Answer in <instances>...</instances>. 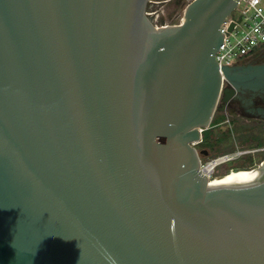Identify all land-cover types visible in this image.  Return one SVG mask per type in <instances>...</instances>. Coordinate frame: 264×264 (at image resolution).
<instances>
[{
	"label": "water",
	"instance_id": "obj_1",
	"mask_svg": "<svg viewBox=\"0 0 264 264\" xmlns=\"http://www.w3.org/2000/svg\"><path fill=\"white\" fill-rule=\"evenodd\" d=\"M170 1L0 0V264H264V161L211 185L194 146L264 93L216 60L242 0Z\"/></svg>",
	"mask_w": 264,
	"mask_h": 264
},
{
	"label": "built area",
	"instance_id": "obj_2",
	"mask_svg": "<svg viewBox=\"0 0 264 264\" xmlns=\"http://www.w3.org/2000/svg\"><path fill=\"white\" fill-rule=\"evenodd\" d=\"M242 1L247 2V7L241 11L242 18L238 20L234 16V12L226 19L221 27L222 33L224 34V42L216 54V60L220 68L237 65L264 48V0ZM239 8L240 5L237 10H240ZM148 13L157 27L171 25L166 22L158 23V19H156L157 22L154 21L152 14L150 12ZM182 22L183 19L173 25H180ZM232 24H235V27L233 30H230ZM224 85H226L225 79ZM203 132L204 129H201V133ZM198 143L199 142L194 143V146ZM244 154V151L237 150L234 153H227L214 158H209L205 162L202 161L200 172L207 176L209 182L212 183L224 177L218 174L220 166L237 160ZM211 166L212 170L209 171Z\"/></svg>",
	"mask_w": 264,
	"mask_h": 264
},
{
	"label": "rangeland",
	"instance_id": "obj_3",
	"mask_svg": "<svg viewBox=\"0 0 264 264\" xmlns=\"http://www.w3.org/2000/svg\"><path fill=\"white\" fill-rule=\"evenodd\" d=\"M192 1L193 0H171L170 2L163 3L155 9L148 10V12L152 14L154 21L158 19V23L166 22L167 24H176L184 15L186 8L190 3H192ZM246 7L247 2L242 1L239 8L240 10L235 11L234 16L238 20L242 18L241 11ZM223 120H225L224 116H218L213 121V125ZM223 128L224 127H220L217 129V132L212 130L213 132H209L207 134V143L210 145V154L208 157L214 158L241 148L240 150L251 151L256 161H253L252 156H245L239 160L237 159L220 166L218 174H220V176H225L235 173V170L238 168L251 170L256 168L255 166L257 165L260 166L261 161L264 159V155L261 154L262 152H260V150H255V148H259L264 145V128L250 127L249 125L234 123L231 126L229 125L224 128V130H226L225 132L228 134L227 138H223L221 136L222 134H220V132H223ZM208 157L203 156L202 160L205 162Z\"/></svg>",
	"mask_w": 264,
	"mask_h": 264
},
{
	"label": "flooded vegetation",
	"instance_id": "obj_4",
	"mask_svg": "<svg viewBox=\"0 0 264 264\" xmlns=\"http://www.w3.org/2000/svg\"><path fill=\"white\" fill-rule=\"evenodd\" d=\"M239 64L240 65H243V64L244 65H262L264 64V48L258 51L257 53L251 55L250 57L246 58L244 61H242ZM223 99L224 98L222 97V99L220 100L219 109H224V111H217L214 120L218 116H224L225 120L219 123H216L215 125H213L212 123L211 128L209 130H205L202 133V139L196 145V148L199 152H202V151L208 152L207 157L210 154V145L209 143H207L206 136L209 132H213L212 130L217 132L218 128L220 127L226 128L229 125L231 126L234 123L249 125L250 127L264 128V93H260L258 91L255 92L251 89L241 88L239 91H237L234 98L226 105V107L224 106L225 104L223 102ZM224 128L222 129L223 132H220V134H222L221 136L223 138H227L228 134L227 132H225L226 130H224ZM240 149L241 148H238L228 153H234ZM255 150H260V152H262L261 154L264 155V145L262 147L255 148ZM242 151H244L245 154L239 157L238 160L245 156L253 157V154L251 151H245V150H242ZM202 157L203 156H201V159ZM207 159H209V157ZM253 161H256L254 157H253ZM263 161L264 159L261 161V163ZM224 177H226V175Z\"/></svg>",
	"mask_w": 264,
	"mask_h": 264
},
{
	"label": "bare ground",
	"instance_id": "obj_5",
	"mask_svg": "<svg viewBox=\"0 0 264 264\" xmlns=\"http://www.w3.org/2000/svg\"><path fill=\"white\" fill-rule=\"evenodd\" d=\"M211 170H212V166L209 168V171H211ZM243 173H244L245 175L250 174V173H246V172H239V173L236 172V173H233V174H231V175H229V176L222 177L221 179H218V180L212 182L211 185H215V184H219V183L225 182V181H227V180H229V179H231V178H233V177H236V176H238V175H240V174H243Z\"/></svg>",
	"mask_w": 264,
	"mask_h": 264
},
{
	"label": "trees",
	"instance_id": "obj_6",
	"mask_svg": "<svg viewBox=\"0 0 264 264\" xmlns=\"http://www.w3.org/2000/svg\"><path fill=\"white\" fill-rule=\"evenodd\" d=\"M242 167H244V166H242ZM246 168H238L237 170H235V172L237 171H243V170H245ZM234 171V170H233ZM233 174V173H232ZM231 175V174H230Z\"/></svg>",
	"mask_w": 264,
	"mask_h": 264
}]
</instances>
